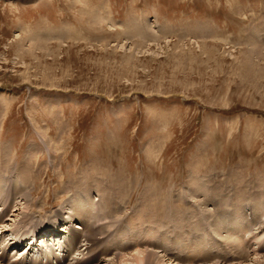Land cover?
<instances>
[{
	"label": "rangeland",
	"instance_id": "1",
	"mask_svg": "<svg viewBox=\"0 0 264 264\" xmlns=\"http://www.w3.org/2000/svg\"><path fill=\"white\" fill-rule=\"evenodd\" d=\"M76 201L117 212L105 241L140 233L124 232L137 218L192 236L218 210L264 214V0H0V256L10 264L29 250L11 241L63 228ZM60 249L48 264L91 257Z\"/></svg>",
	"mask_w": 264,
	"mask_h": 264
},
{
	"label": "bare ground",
	"instance_id": "2",
	"mask_svg": "<svg viewBox=\"0 0 264 264\" xmlns=\"http://www.w3.org/2000/svg\"><path fill=\"white\" fill-rule=\"evenodd\" d=\"M32 46H33V43H32ZM34 50L35 49H33L32 47L28 50V53L34 54L35 53ZM85 192H86V189L83 190L82 193H85ZM104 195L105 194L102 193V197L100 198V200L105 201V202H110V198L108 196L105 197ZM229 202L231 203V201ZM262 203L264 204V202ZM86 205L88 204L83 205L81 201H76L72 203V205L70 206V210H72V213L70 214L69 218L65 220L66 223H64L63 225V228L64 226L66 227L65 229H63L61 226L54 228L53 227L54 225H51L50 226V228L52 227L51 229L49 228L38 229V230H35L30 236H27L29 234L27 235L22 234L21 235L22 241L16 240V239L14 240L17 241V243L11 241L9 243L10 245L9 249H12V250L20 249L18 251L19 254L25 248L29 247V250L25 251V253L21 254V256H19L18 259H15V261L11 262L10 264H48V261L53 255H56V256L58 255L55 253L56 251L58 253V250L61 251L60 249L61 247H62V253L64 252L63 249H65V247L63 244H65L66 240H65V236L63 238V235H66V234H68L69 241L71 243L69 247L66 248L65 252L63 253L64 254L63 257L66 260H69L70 257L74 253L80 252L82 250V248L80 247L81 245L84 246L83 247V249L85 248L84 251L88 250V251H85L86 255H89V257L91 255L90 257L91 259L90 258L85 259L76 264H101L102 261H104V264H113L115 263L114 260H119V261H116V263L118 262L119 264H178L177 262L172 261L170 258L172 259L173 258L174 259H179V258L184 259L185 258L186 259L187 257L189 258L188 263L192 262V264H204L208 262L209 260V259H206L207 256H209V258L212 259L211 263L213 264H218V262H221V261H222V264H225V263L226 264H251V262L252 264H264V256L261 255V253L264 252V243H260V247H257L254 249L253 255H250L251 253L250 254L247 253V251H250V250H246L247 244H249L250 239H246L245 237L249 234L253 238L254 235L257 233V231L264 228V214L263 212L261 213L259 212L258 207H260V205L258 203H254V205L251 204L252 214L250 213V215L248 211H247L248 214L246 213V210L241 209L240 211L238 206L236 207L239 210H237L236 213L235 211H232V209L231 211H225V213H222L219 210L215 211L211 217V220H216V222L213 221L214 224H212L214 228L213 231L211 230L212 227H209L206 223H204L205 226L204 225L203 226L205 229L202 231V233H198L196 235L190 236L189 234L186 233V231H182V230L176 231L173 235V233H171V230L169 229L165 230L162 234L161 229H159L160 225L153 226L151 222L145 219L137 218L132 223L129 224L130 225L129 228L124 230V232L128 231V233H130L137 228L139 229L140 233H138L137 235L135 234L132 238L130 237L131 239H128V237H125V236L123 237V234L122 235L118 234L113 239H110L107 241L105 240L108 237L102 238V236L109 235L108 226L109 225L113 226V227L109 226V229L110 227L114 228V224H112L111 222H109L110 224H107L108 222L104 220L105 219L107 220L109 218L111 219L112 216L116 214L117 212L114 213L115 212L114 209H109V210L102 209V206L99 207V205H97L95 208L88 210ZM243 205L245 206L246 203ZM248 205H250V202ZM180 206L181 204H179L178 207ZM188 206H193V205H187V207ZM99 208H101L100 211H99ZM189 209L190 208H188V210ZM212 212H213V209H212ZM98 214L103 216L102 217L103 219L101 220L102 224L99 222ZM168 214H169L168 218L163 221L169 220L170 218L174 220V218L176 217V216H173L175 214L173 209H172V212L171 213L168 212ZM214 214L222 215V217L226 216L227 220L224 218L212 219ZM55 215L58 218L61 217V214L59 211L56 212ZM183 215L185 214H181L178 217L179 220H181ZM199 215H201V219H202L203 218L202 212H199ZM246 215H247V219H249L250 221L252 220L251 222L252 224L251 225L249 224L250 228H248L244 223L246 219L243 220V217ZM70 219H71L70 222L72 221H74L75 223L78 222V226H76V228L72 227L73 225L69 226L70 228H67L68 224L70 223L69 222ZM152 219L157 220V217L152 218ZM230 219H233V220L230 221ZM259 220L261 221L260 224L258 223ZM58 223H60V221ZM100 224H101L100 227L102 228L100 229L99 227L98 229H96V227L99 226ZM116 224L118 223L116 222L115 225ZM55 229H56V232H55L56 238L61 239L60 246L57 249L52 248V252L48 251V253L46 252L43 253L44 248L47 247L48 245L44 237L46 236L49 238L47 234L49 233V231H53ZM75 229L78 230L79 232L78 233H76L77 231L73 232V230L75 231ZM201 229L202 228L196 227L195 231L200 232ZM66 230H72V231L69 232ZM222 230H224V232L222 233V236L223 237L227 236L225 238V240L228 239L227 242L224 240V238H222L223 241L217 238L219 237L217 234L220 233ZM213 232H216L215 233L216 235ZM69 233L71 234L69 235ZM37 234H41L40 238L37 237L38 236ZM142 234L143 236H141ZM51 235L52 234H50V236ZM219 235L221 236V234ZM82 238L84 239L83 241L85 242L82 241L81 243ZM161 238H163L164 240L167 239L163 241V244H164L163 247L158 243V241ZM39 240H40V244L38 243ZM28 241H31V243L29 244ZM131 241H133L134 244H131ZM200 241L208 242L209 243L208 247L204 242H201L200 246L197 247V243H199ZM167 242H169V244ZM102 243L104 246L102 245ZM35 244H38L39 246ZM40 245L41 246L44 245V246L40 250H38L39 249L38 247H40ZM106 245H110V246H106ZM138 247H139V250L136 251V253H131L133 249L138 248ZM148 247H153V248L158 247L159 249H156V251L160 250L163 253L165 252L168 258L162 255H158L155 252L148 251L147 250ZM196 247L197 248L204 247L207 250H209V252L207 251L205 253H197L198 258L190 256V255H193L191 251L195 250ZM34 248H35L36 253L32 255L31 250H34ZM73 250L75 251L74 253L72 252ZM213 250H216V251H213ZM114 251H118V254H117L118 257L110 258L113 255ZM85 252L83 253L80 252V254L85 255ZM88 252L91 254H89ZM41 255H42V259H44V257L47 259L46 263H43L40 260ZM103 256L105 258H102ZM247 257L249 258L246 259ZM116 258H119V259H116ZM72 259H75V258H72ZM8 262L9 261L6 258L5 253H2L0 256V264H8ZM57 264H61V263L57 262Z\"/></svg>",
	"mask_w": 264,
	"mask_h": 264
}]
</instances>
